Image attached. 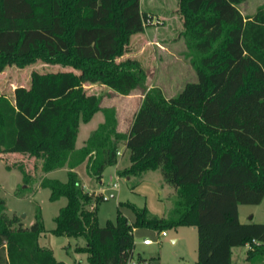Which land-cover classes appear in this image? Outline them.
<instances>
[{
	"label": "trees",
	"instance_id": "1",
	"mask_svg": "<svg viewBox=\"0 0 264 264\" xmlns=\"http://www.w3.org/2000/svg\"><path fill=\"white\" fill-rule=\"evenodd\" d=\"M140 1L0 0V73L35 61L73 69L33 71L30 87L15 86L12 100L0 93V158L23 176L14 194H32L37 173L66 167V181L42 177L39 186L49 189L51 202L66 198L52 233L83 238L75 248L87 254V264L128 262L136 228L184 226L197 231L196 264H233L232 249L247 244L245 258L264 260V223L240 222L238 207L264 199V2L243 16L238 0H179L198 83L166 97L148 86L135 59L117 60L130 37L145 30L149 16ZM88 85L120 96L141 91L125 132L116 108L102 107ZM98 111L105 121L75 148L80 123ZM121 144L130 165L119 174L158 170L175 191L165 218L120 203L134 220L117 207L115 220L99 225L96 207L104 196L86 191L74 169L86 163V173L101 181ZM9 155L21 159L10 162ZM45 232L39 207L24 226L20 215L6 213L0 195V264H66L39 245Z\"/></svg>",
	"mask_w": 264,
	"mask_h": 264
},
{
	"label": "rangeland",
	"instance_id": "2",
	"mask_svg": "<svg viewBox=\"0 0 264 264\" xmlns=\"http://www.w3.org/2000/svg\"><path fill=\"white\" fill-rule=\"evenodd\" d=\"M263 2L264 0H238L235 4L243 16H251ZM141 8L149 16L145 30L130 37L124 53L117 60L135 59L145 68L148 85L159 87L166 97H176L188 85L198 83L196 72L189 62V52L185 44L184 16L179 0H143ZM70 69L72 68H65L58 64L49 65L42 61H35L24 68L6 67L0 73V93H4L12 100L15 86L30 87L33 71L51 73ZM89 86L91 85L87 87ZM89 89L90 92L101 96L102 106L115 105L118 109L116 115L120 119L121 130L126 131L132 114L140 104L139 94L141 91L136 89L131 93V96L123 97L113 93L108 87L98 85ZM103 121L104 114L102 111H98L88 123L81 122L75 148L83 146L90 133ZM118 155V166L107 167L102 173L101 181L92 176L89 181L84 180L90 191L102 188L103 196H105V200L98 203L96 207L99 225L103 226L108 220L114 221L117 207L122 210L128 220H134V211L129 206H119L120 203H130L139 211L146 210L147 217L162 218L166 210L164 203L172 202L176 195L172 186L166 182L158 170H147L140 176L119 174L115 169L123 171L130 165V160L128 149L122 144L119 146ZM8 158H10V162H13L21 159V156L9 155ZM29 163V167H32L33 160ZM66 171L67 168L64 167L48 174H42V176L46 175L47 178L66 181ZM80 174L83 175L82 172ZM40 175L41 173L36 175L37 181L34 184L36 190L32 194L17 196L14 192L18 184H22V173L18 167L7 169L5 160L0 159V195L6 200V213L9 216L20 215L22 224L29 226L34 220L37 207H39L46 230L38 241L39 245L53 250L55 258L66 264H87V254L78 252L75 248L85 244L83 238L55 236L52 233V229L55 227L53 219L67 200L62 197L51 202L49 189L42 188L38 184ZM115 183L116 186H113ZM238 207L240 222L264 223V199L256 205L239 204ZM165 231L166 236H162L161 231L158 232L151 228H136L134 230L133 260L139 261L140 264H142L141 259L146 260V263L149 262V264H196V229L184 226L166 228ZM145 239L151 240V243L144 245L143 240ZM172 239H177V241L172 242ZM243 247L234 248L232 256L234 264H264V260L261 258H244L246 248ZM239 251H241L242 258L237 257Z\"/></svg>",
	"mask_w": 264,
	"mask_h": 264
},
{
	"label": "crops",
	"instance_id": "3",
	"mask_svg": "<svg viewBox=\"0 0 264 264\" xmlns=\"http://www.w3.org/2000/svg\"><path fill=\"white\" fill-rule=\"evenodd\" d=\"M142 2H143V0H141ZM140 1V8H141V2ZM143 10V9H142ZM95 86H98V85H91V86H89V88L90 87H95ZM100 86V85H99ZM149 87H151L152 85H148ZM15 88V87H14ZM13 88V89H14ZM133 92V91H132ZM140 95V98L142 99V95L141 94H139ZM129 96H131V94H129V95H125V96H123V97H129ZM141 99H139L140 100V104H141V102H142V100ZM140 104H139V106H140ZM107 106H114L115 107V105H112V104H110V105H107ZM107 106H102V107H107ZM139 106H137V108H136V110H135V112L137 111V109L139 108ZM116 108V107H115ZM116 114H118V109L116 108ZM134 114V113H133ZM132 114V115H133ZM116 117H117V119H118V115H116ZM132 117V116H131ZM104 121H105V119H104ZM103 121V122H104ZM102 122V123H103ZM118 130L119 131H121V132H125V131H122L121 130V123H120V119H118ZM80 126V125H79ZM90 136V135H89ZM82 147V146H81ZM0 159H2V158H0ZM118 164H119V161L117 162V164H116V167L118 166ZM129 167V165L127 166V168ZM127 168H125V169H127ZM75 171H76V173L79 175V177H80V179H81V182H82V185H83V188L86 190V191H88V192H91L90 191V189H88V187H87V184L85 183V181L84 180H90L91 179V176L89 175V174H87L86 173V163H82V164H80V165H78L75 169H74ZM115 171L116 172H118V169H115ZM67 172V171H66ZM80 172H82L83 173V175H85V176H83V175H81L80 174ZM46 174H48V173H46ZM159 175V174H158ZM41 176V178L43 177V176H46V175H43L42 176V174L40 175ZM81 176H83L82 178H81ZM161 176V175H160ZM47 177V176H46ZM41 178L39 179V182H38V184L40 183V180H41ZM128 178H130V177H128ZM22 181V180H21ZM93 189V188H92ZM92 192H94V193H96V194H102L103 195V192H102V188H97L96 190H93ZM172 203H173V201L172 202H169V203H164V205H165V214L163 215V217L162 218H165L167 215H168V213H169V211H170V208H171V206H172ZM40 239V238H39ZM172 242H175V241H177V239H172L171 240ZM84 245V244H83ZM82 246V245H81ZM240 247V246H239ZM238 247V248H239ZM243 248H246V252H247V250L250 248V245L249 244H247V245H245ZM233 254H234V248L232 249V256H233ZM232 256H231V261L233 262V264H234V261L232 260ZM238 256H240L241 258H242V255H241V251H239L238 253H237V257ZM246 257V254H245V256H244V258ZM243 258V259H244Z\"/></svg>",
	"mask_w": 264,
	"mask_h": 264
},
{
	"label": "built area",
	"instance_id": "4",
	"mask_svg": "<svg viewBox=\"0 0 264 264\" xmlns=\"http://www.w3.org/2000/svg\"><path fill=\"white\" fill-rule=\"evenodd\" d=\"M149 19V18H148ZM118 154H119V152H118ZM113 186H116V183L115 184H113ZM104 200H105V196H104ZM161 235L162 236H166V231H162L161 232ZM151 243V240H149V239H145V240H143V244L144 245H147V244H150ZM125 264H138V261H135V260H133V258L132 259H130L128 262H126Z\"/></svg>",
	"mask_w": 264,
	"mask_h": 264
}]
</instances>
